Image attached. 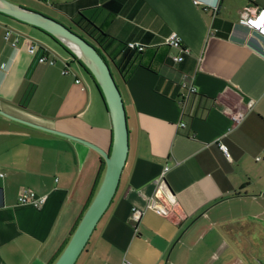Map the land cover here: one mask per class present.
<instances>
[{
    "label": "crops",
    "instance_id": "obj_1",
    "mask_svg": "<svg viewBox=\"0 0 264 264\" xmlns=\"http://www.w3.org/2000/svg\"><path fill=\"white\" fill-rule=\"evenodd\" d=\"M45 1L69 23L81 12L103 29L111 68L125 44L144 45L126 84L115 76L128 118L126 164L75 264H196L210 231L223 235L228 213L253 200L264 178L263 40L239 23L243 11L264 8V0H143L139 8L135 0L117 14L102 6L107 0ZM142 31L153 34L151 43L138 39ZM172 33L189 50L181 63L173 61L179 50L164 43ZM25 39L37 46L35 54ZM53 42L0 13V109L110 152L112 119L94 80L74 58L56 55ZM184 84L195 92L188 95ZM238 110L247 111L236 124L231 114ZM166 166L179 216L148 210L131 224L132 207L146 204ZM105 170L102 155L84 142L0 114V264H54ZM25 188L44 196V204H20Z\"/></svg>",
    "mask_w": 264,
    "mask_h": 264
},
{
    "label": "water",
    "instance_id": "obj_2",
    "mask_svg": "<svg viewBox=\"0 0 264 264\" xmlns=\"http://www.w3.org/2000/svg\"><path fill=\"white\" fill-rule=\"evenodd\" d=\"M0 13L44 30L60 40L80 58L99 83L112 119V147L110 152H107L81 138L17 118L0 109V114L10 119L47 132L84 142L98 151L106 162L105 174L95 197L83 215L67 246L54 263L75 264L86 247L98 222L112 202L126 164L129 151V128L123 96L112 72L110 63L101 54L97 46L83 35L58 20L41 12L13 3L10 0H0ZM71 44L77 47L79 52Z\"/></svg>",
    "mask_w": 264,
    "mask_h": 264
},
{
    "label": "rangeland",
    "instance_id": "obj_3",
    "mask_svg": "<svg viewBox=\"0 0 264 264\" xmlns=\"http://www.w3.org/2000/svg\"><path fill=\"white\" fill-rule=\"evenodd\" d=\"M10 1L41 12L69 27H74L48 1ZM36 35L37 40L40 37L44 39L41 33L36 32ZM52 46L56 55L60 57L68 55L71 58L70 54L58 43L53 42ZM83 76L89 81L92 79L90 75L83 73ZM248 200L251 199L246 198L242 205L228 213L223 235H219L216 230L210 231V241L206 242L207 253L196 264H264V178L259 182L256 196L250 203Z\"/></svg>",
    "mask_w": 264,
    "mask_h": 264
},
{
    "label": "built area",
    "instance_id": "obj_4",
    "mask_svg": "<svg viewBox=\"0 0 264 264\" xmlns=\"http://www.w3.org/2000/svg\"><path fill=\"white\" fill-rule=\"evenodd\" d=\"M262 16H264V8H257L254 11H250L246 9L241 13L239 18V23L250 29L252 32H255L258 35H260L263 40V48H264V20L261 19ZM11 35H12V31L10 29H7L5 32V39L10 40ZM18 42H19V37L16 36L11 41V44L13 46H17ZM164 43L172 48L179 50L180 53L173 57V61L175 63H181L184 60V56L188 54L189 50L183 45V42L177 33H172L170 36H168L165 39ZM25 44L27 45L28 52H30L31 54L36 53L37 46L31 40L25 39ZM127 45L129 48L138 49L139 51L144 49V45L139 42H128ZM40 61L49 62L50 64L55 63L53 59H49L46 56H42L40 58ZM63 73L67 74L68 70H64ZM184 86L187 89L188 95L195 92L194 86H188L187 84H184ZM251 107H252V102H249L248 109H250ZM247 110H238L236 112H233L231 114L232 121L236 124L241 122ZM183 125L184 124L181 123V126ZM221 149L224 151V153L227 156L229 155L227 151V147L225 145H221ZM167 171H168V167L166 166L164 167L158 178L155 180L156 191L147 200L146 204L143 207H138V206L132 207V212H131L132 215L130 220L131 224H135V222L138 221L141 218V216L148 210H152L155 213L168 218L175 215L179 216V213L176 208V204H177L176 198L170 192L166 184ZM45 199L46 198L44 196L38 195L30 188L23 189L18 198L20 204L32 205L34 207H41L44 204ZM123 264H132V263H130L129 261H124Z\"/></svg>",
    "mask_w": 264,
    "mask_h": 264
},
{
    "label": "trees",
    "instance_id": "obj_5",
    "mask_svg": "<svg viewBox=\"0 0 264 264\" xmlns=\"http://www.w3.org/2000/svg\"><path fill=\"white\" fill-rule=\"evenodd\" d=\"M135 0H107L103 3V7L108 10L112 14H117L120 11L123 10V8L128 3H132ZM143 0H138L136 3V8H139ZM72 26L75 27L78 33L83 35L85 38H87L91 43H93L95 46H97L98 50L101 52L102 55L107 51V47L110 42L109 36L103 31L102 28L95 25L91 20H89L87 17H85L81 12L78 15H75L71 19ZM35 27V26H34ZM74 27H71L73 30ZM37 28V27H36ZM40 31L46 33L48 36H50L53 40H55L59 45H61L72 58H74L75 61H77L83 69L92 77L94 80L100 95L102 97V100L104 102V105L107 108L103 93L101 91V88L99 86V83L97 82L95 76L92 74L90 69L84 64V62L79 59L65 44H63L60 40H58L56 37L52 36L51 34L45 32L44 30L37 28ZM138 39L143 43H151L154 39V36L150 32H141V34L138 36ZM128 44V43H127ZM125 44V49L123 50L121 56L116 60H113L112 72L114 76H119L121 82L123 84H126L127 79L131 72L133 71L137 59V54L142 53L143 50L139 51L138 49H132L129 48L128 45ZM105 56V55H104ZM108 61V60H107ZM95 197V196H94ZM92 202V201H91ZM90 202V203H91Z\"/></svg>",
    "mask_w": 264,
    "mask_h": 264
},
{
    "label": "bare ground",
    "instance_id": "obj_6",
    "mask_svg": "<svg viewBox=\"0 0 264 264\" xmlns=\"http://www.w3.org/2000/svg\"><path fill=\"white\" fill-rule=\"evenodd\" d=\"M71 46L75 49V50H77L78 52H79V50H78V48L77 47H75L74 45H72L71 44Z\"/></svg>",
    "mask_w": 264,
    "mask_h": 264
},
{
    "label": "snow or ice",
    "instance_id": "obj_7",
    "mask_svg": "<svg viewBox=\"0 0 264 264\" xmlns=\"http://www.w3.org/2000/svg\"><path fill=\"white\" fill-rule=\"evenodd\" d=\"M261 19L264 20V16H262Z\"/></svg>",
    "mask_w": 264,
    "mask_h": 264
}]
</instances>
